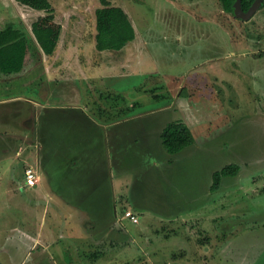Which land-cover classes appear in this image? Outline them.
I'll return each mask as SVG.
<instances>
[{
    "label": "rangeland",
    "instance_id": "1",
    "mask_svg": "<svg viewBox=\"0 0 264 264\" xmlns=\"http://www.w3.org/2000/svg\"><path fill=\"white\" fill-rule=\"evenodd\" d=\"M110 1L138 33L125 49H96L100 0H50L62 25L54 54L38 48L24 74L0 77V264H264V2L241 19L221 0ZM45 14L0 0V29L34 40ZM42 79L51 84L39 92ZM25 95L47 104L21 117ZM178 121L195 141L171 155L161 134ZM109 138L114 159L101 160L93 152ZM81 149L95 165L72 163ZM231 163L238 175L212 192L214 172ZM132 200L142 204L137 224L121 221ZM212 214L225 235L216 250Z\"/></svg>",
    "mask_w": 264,
    "mask_h": 264
},
{
    "label": "trees",
    "instance_id": "2",
    "mask_svg": "<svg viewBox=\"0 0 264 264\" xmlns=\"http://www.w3.org/2000/svg\"><path fill=\"white\" fill-rule=\"evenodd\" d=\"M32 9L45 11L32 25V40L23 30L8 25L0 29V76L10 78L22 75L38 58V50L51 56L57 49L62 34V25L56 21L50 0H17ZM102 6L96 11V49L100 51H122L137 37V30L128 12L110 0H100ZM236 0H221L223 8L234 13ZM256 0H242V8L247 11ZM39 48V49H38ZM123 97V96H122ZM167 151L177 154L194 144L192 131L183 122L169 124L161 134ZM240 165L231 163L214 172L210 190L220 189L223 178L238 175Z\"/></svg>",
    "mask_w": 264,
    "mask_h": 264
},
{
    "label": "crops",
    "instance_id": "3",
    "mask_svg": "<svg viewBox=\"0 0 264 264\" xmlns=\"http://www.w3.org/2000/svg\"><path fill=\"white\" fill-rule=\"evenodd\" d=\"M220 13H223V14H227V12L222 8L221 9V11H220ZM215 21H218V19H215ZM219 21H220V19H219ZM142 37L143 38H145V34H142ZM18 76H20V75H18ZM1 77V76H0ZM2 79H10V78H3V77H1ZM40 78H43L44 79V76H41ZM40 80L39 82H38V84L39 85H37V86H40L39 88H38V91L40 92L42 89H47V88H49V85L51 84L49 81H48V79H45V80ZM43 81V82H42ZM32 84L34 83V80H32V82H31ZM41 83H42V85H41ZM50 95H51V93H50ZM29 96L28 95H25V96H22V98H21V100H23V102H21L20 104H21V106H20V110L22 111V112H20V114H21V117L23 116L24 117V113L25 112H28L29 111V108L31 109V112L32 113H35L34 112V106L33 105H44V104H47V98H46V95H44V97L43 98H45L43 101H39L38 99L39 98H37V99H35V100H30L29 98H28ZM9 99V98H8ZM189 99V102L188 103H192L193 105H194V101H193V99L192 98H188ZM2 101V99H0V102ZM27 101H31L30 103V105H32V107H30V105H29V103H26ZM82 105V104H81ZM81 105H77V106H73V107H76V108H78V109H80L79 107H82ZM32 108H33V110H32ZM83 109V108H82ZM81 112V116L82 115H84V116H86L89 120H91V121H93V123L95 122L94 120H93V117L91 118V116L90 115H88L87 113H86V111L85 110H81L80 111ZM35 115V114H34ZM34 115H32L31 116V119H32V117H34ZM99 118H102L103 119V117L102 116H98ZM34 119V118H33ZM131 120V118H129V117H127V118H125V117H123V118H117V119H114V120H109V123L108 124H106V127H107V129H108V134H111V135H114L112 132H110L109 131V129H111V127L112 126H117V125H120L121 123H127V122H129ZM33 122V121H32ZM94 124H96L97 125V123H94ZM33 128V127H32ZM3 130H5V128H2ZM28 130H29V128H28ZM32 130V129H31ZM4 132H6V131H4ZM2 135H3V133H2V131L0 130V137H2ZM27 135L29 136V135H31L30 133H29V131H27ZM112 140H111V138H109V140L107 141L108 142V150L106 149V152L104 151V150H101V151H98V150H95L93 153H95V154H99V156H100V158H101V160L103 159V157H104V155L105 156H108V159H109V161H110V159L112 160V158L114 159V152H115V149L114 148H110V146H109V143L111 142ZM85 149H81L80 150V152H78V153H81L80 154V157L79 156H77V158H73L72 159V163H74L75 161H77L78 162V160L79 161H83V166H84V163H89V162H91L93 165H95L91 160H90V153L86 150V154L85 153H82V151H84ZM110 150V151H109ZM185 151L183 150V151H181L180 153H184ZM187 152H189V151H187ZM107 153V154H106ZM165 155H168V153H166ZM172 155V154H171ZM166 157V156H165ZM167 157H169V155L167 156ZM79 158V159H78ZM76 159V160H75ZM85 161V162H84ZM240 168H241V166H240ZM226 178H230V177H226ZM225 178V179H226ZM110 179H113V177H112V175L110 176ZM106 182H107V184H108V186L106 187V190H107V192L108 193H105V194H108V196L106 197V200H109V201H111L110 202V204H111V208H112V212L114 213V211H116V208H115V205H116V203H115V195H114V184H113V182H112V180L110 181V183L108 182V179L106 180ZM105 182V183H106ZM97 185V182H93L92 183V186L94 187V186H96ZM97 187H98V189H100L101 190V188H102V194L104 193V191H103V185L101 186V185H97ZM93 190V189H92ZM211 192H209V194H210ZM212 194V193H211ZM86 198L88 197V196H85ZM84 197V198H85ZM64 199H65V197H64ZM88 199H89V197H88ZM94 199H95V197H94ZM66 200H69V198H67V196H66ZM218 201H220V199L218 200ZM95 205L93 206L94 208L95 207H97V206H99V202L97 201V200H95ZM109 203V202H108ZM220 204V203H219ZM129 207V209L130 210H127V211H130L131 213H133V214H135V215H137V217H138V223L139 222H141V218H142V215H143V209L141 208L142 207V204L139 206L138 204H136V202H134V200H132L131 202H130V204L128 205ZM220 206H221V204H220ZM223 206V205H222ZM133 210V211H132ZM123 212V211H122ZM135 212V213H134ZM221 212V211H220ZM209 215V213H205V217H206V215ZM115 215H116V213H115ZM171 216V215H170ZM204 217V218H205ZM113 218V217H112ZM171 218H173V216L171 217ZM212 218H214V219H212V225L210 226V228H207V229H205V231L206 232H208L209 234L210 233H212L213 231H215V233H213V234H215V237L217 238V240H214V241H216V243H214V241L213 242H211L212 243V246H213V250H216L217 248H218V246L220 245L221 246V244H220V242H221V236H225L224 235V229H222V227L220 226V224H219V220H220V218H222V216H218V215H214V214H212ZM79 222V224H78V226H81V224H82V220L80 219V221H78ZM137 224V223H136ZM192 226H195L194 224L192 225ZM110 227H114V225L113 224H110ZM217 230V231H216ZM106 231L107 232H113V231H115V230H113V229H106ZM103 231H100V232H97V233H102ZM209 234H208V236H209ZM102 235V234H101ZM103 236V235H102ZM101 236V237H102ZM210 236H211V234H210ZM213 236V235H212ZM103 238V237H102ZM97 239H99V238H97ZM98 241V240H97ZM211 241V240H210ZM223 242V241H222ZM211 244H209L208 245V248L210 249L211 247Z\"/></svg>",
    "mask_w": 264,
    "mask_h": 264
},
{
    "label": "water",
    "instance_id": "4",
    "mask_svg": "<svg viewBox=\"0 0 264 264\" xmlns=\"http://www.w3.org/2000/svg\"><path fill=\"white\" fill-rule=\"evenodd\" d=\"M264 2V0H256L251 7L245 11L242 8V0H236L234 3V13L238 18L241 19H249L261 6V4Z\"/></svg>",
    "mask_w": 264,
    "mask_h": 264
},
{
    "label": "built area",
    "instance_id": "5",
    "mask_svg": "<svg viewBox=\"0 0 264 264\" xmlns=\"http://www.w3.org/2000/svg\"><path fill=\"white\" fill-rule=\"evenodd\" d=\"M26 183L28 184V186L36 185V174L32 167H29L26 170ZM120 216H122L121 221L130 220L133 223H136L139 220L137 215L131 213L130 211H126L125 213H120Z\"/></svg>",
    "mask_w": 264,
    "mask_h": 264
}]
</instances>
